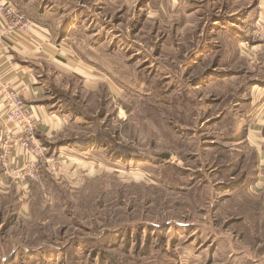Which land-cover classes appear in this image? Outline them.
I'll return each instance as SVG.
<instances>
[{
  "label": "rangeland",
  "instance_id": "374dc122",
  "mask_svg": "<svg viewBox=\"0 0 264 264\" xmlns=\"http://www.w3.org/2000/svg\"><path fill=\"white\" fill-rule=\"evenodd\" d=\"M102 4L63 10L79 67L36 63L68 170L22 186L0 167V264H264L263 50L218 34L191 56L213 8L160 47L153 10Z\"/></svg>",
  "mask_w": 264,
  "mask_h": 264
},
{
  "label": "crops",
  "instance_id": "0c3cea01",
  "mask_svg": "<svg viewBox=\"0 0 264 264\" xmlns=\"http://www.w3.org/2000/svg\"><path fill=\"white\" fill-rule=\"evenodd\" d=\"M4 1H12L18 9L32 17L37 26L35 33L40 40L34 42L27 37L19 36L13 41H9L0 37V87L8 83L22 90L26 101L32 106L33 113L39 120L37 138L48 148L50 154L59 155L61 151L68 149V143L59 141L62 138L59 134L66 128V121L64 115L52 111L50 105L54 104L52 99L55 97L53 92L46 88L48 76L40 75V73L35 72V69L36 63L45 61H48L56 69L66 67L68 64L71 67H79L77 58L73 56V50L68 48L71 45L70 41L64 37L65 33H59L69 31L73 23L72 19L63 18L65 16L63 10H66V13L70 11L67 7L68 4H74L73 8H77L76 13H80L84 8L90 13L91 8L98 6L99 2L111 9L114 5L115 7L121 5V8H126V6L130 8V4L133 7L137 4L136 7L139 11H144L146 16H150L149 12L153 10L155 33L158 35L160 32V40L156 43L160 47L165 43L166 34H168L166 30H171L169 33H172V42L179 38L181 31H202L199 28L200 22L196 24L195 18L200 19L205 16L207 18L210 8H213L218 14L213 16V22L208 25L211 26L208 33L204 34L197 43L196 46L200 48L194 50L191 56H194L196 52L198 55L203 52L202 56L209 57L211 53L205 55V52L211 50L212 44L215 46L216 42L213 40L215 36L223 34L224 37H229L225 38L232 42L235 47H239L240 51H244L245 54L249 53L251 60L257 61L255 65L263 57L261 53L262 44L252 38L251 30H253V25L258 17L264 13V0H0V4ZM56 7L58 10H55ZM57 11H59V18L54 16ZM166 16H170V21ZM107 18L108 21L111 20L110 16ZM175 18H177V22H175ZM207 23H209L208 19ZM188 41L195 46V41L192 39ZM4 123L0 99V129ZM260 129L262 131V126ZM262 137L259 139L264 144ZM69 150L72 155L76 153L73 148H69ZM60 154L63 155L64 153ZM67 162V160L61 162V173H63V165L67 167ZM68 164H70L68 168H71V163ZM66 170L68 169H64V171Z\"/></svg>",
  "mask_w": 264,
  "mask_h": 264
},
{
  "label": "built area",
  "instance_id": "2783aa9c",
  "mask_svg": "<svg viewBox=\"0 0 264 264\" xmlns=\"http://www.w3.org/2000/svg\"><path fill=\"white\" fill-rule=\"evenodd\" d=\"M36 23L12 1L0 4V37L13 41L19 36L37 42ZM252 37L262 44L264 55V13L255 21ZM2 117L0 129V167L2 181L28 185L41 179L45 168L58 171L64 155L50 154L37 138L39 120L21 89L11 84L0 87ZM66 160V159H64Z\"/></svg>",
  "mask_w": 264,
  "mask_h": 264
},
{
  "label": "water",
  "instance_id": "95a60500",
  "mask_svg": "<svg viewBox=\"0 0 264 264\" xmlns=\"http://www.w3.org/2000/svg\"><path fill=\"white\" fill-rule=\"evenodd\" d=\"M161 157L163 159H170V154H162Z\"/></svg>",
  "mask_w": 264,
  "mask_h": 264
}]
</instances>
